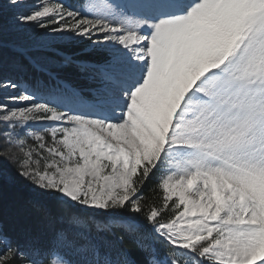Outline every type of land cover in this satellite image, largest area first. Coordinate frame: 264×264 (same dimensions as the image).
<instances>
[{
  "label": "snow or ice",
  "instance_id": "1",
  "mask_svg": "<svg viewBox=\"0 0 264 264\" xmlns=\"http://www.w3.org/2000/svg\"><path fill=\"white\" fill-rule=\"evenodd\" d=\"M0 264H264V0H0Z\"/></svg>",
  "mask_w": 264,
  "mask_h": 264
},
{
  "label": "trees",
  "instance_id": "2",
  "mask_svg": "<svg viewBox=\"0 0 264 264\" xmlns=\"http://www.w3.org/2000/svg\"><path fill=\"white\" fill-rule=\"evenodd\" d=\"M81 2L86 3L87 0H81ZM8 176L10 177V179L5 187V196H6L7 202L11 204L12 202L16 200L25 198L27 195V189L22 183L18 182L14 178L13 173L11 171L8 172ZM145 191L147 192V187ZM152 195L154 194L149 193V196H152Z\"/></svg>",
  "mask_w": 264,
  "mask_h": 264
}]
</instances>
